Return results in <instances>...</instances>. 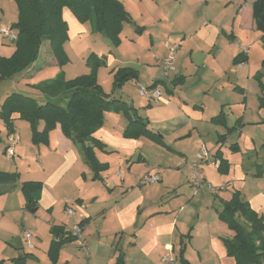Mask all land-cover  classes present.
Wrapping results in <instances>:
<instances>
[{"label":"crops","instance_id":"1","mask_svg":"<svg viewBox=\"0 0 264 264\" xmlns=\"http://www.w3.org/2000/svg\"><path fill=\"white\" fill-rule=\"evenodd\" d=\"M254 1L170 0L171 4L169 8L165 9L167 15H165L164 19L162 12L164 8L162 2L164 1L162 0H120L130 18V22L124 25L128 24L131 26V30L134 33V35L128 36V38L132 37V39L129 38L130 41L137 39V37H140L141 40H147L145 35L148 33V43L150 46H157L158 42L156 39L161 35H165L162 33L165 23L162 22L168 20V22H171V33L175 29L182 33L181 37L175 39L176 41L173 40V43L178 42L175 43L179 45L178 51L181 48V51H188V53L187 55L183 53L181 56L183 58L181 63L183 64L179 70H176V74L173 77L176 79L175 83L177 85L175 92L178 90L176 94L178 97L177 101H171L174 95L170 99L166 98L167 101H165V105L163 106L164 110L159 111L158 114L160 118L155 119L156 122L148 118L146 119L148 124L147 128L150 127L151 132L156 135L161 134L163 137H170L173 145H177L176 149H172L173 154H176V157L173 159V161H176V164L167 167H175L176 170L170 169L165 173H160V166L144 165L145 168L142 170V173L135 176L133 174L134 171L133 173L131 172L133 167L144 163L142 162L144 161L143 157L140 156L141 145L139 140L126 139L123 136L121 137V135H116L109 128L100 129L94 134V137L105 145L106 150V152L95 150V155L99 162L108 164V159L110 161L111 157L116 156L120 158V162L124 168H127V175L125 177L121 175L119 179V188L122 196L116 200H100L99 187L98 191L93 189L85 196H81L80 190L78 189V196L75 198V202L77 203V207L83 205L84 208L81 210L75 208L77 212L75 219L69 218L67 222H65L66 220L61 221L58 215V205H63V212L66 204V201L63 202V199L66 197L70 199L73 196L70 193L67 196H61L58 192H55V189L58 186L59 188L70 187L72 185L75 187L76 181H72L71 179V181L65 180V177L72 168L76 170L75 167H77L76 171L78 172L81 166H85L79 148L75 145L73 146L62 135L60 129H58L59 131L55 129L48 135L46 145H31L32 148L28 143H22L20 138L17 137L19 127L15 125V121L20 119L18 115H14L12 134L18 138V143L14 146L13 156L9 159V157H6V149L8 147L7 137L9 133L0 122V163L2 164L4 162L3 165H0V173L17 175L15 180L0 177V264H16L15 262L21 260L23 257L25 258L26 264H39L40 260L36 247L42 244H45V255L51 263L47 254L50 242L55 240L51 234V229L57 227L59 234L66 235L67 231L72 230L77 223L82 224V234L85 238H90V233L94 234L97 239L104 236H113L111 247L113 243H117L114 245V248H111L110 254L112 259H114V264L119 255L123 256L125 262V255L120 251V246H122L121 241H124V232L133 227H136V229L131 233L132 236L129 239V244L131 249L139 248L140 251H143L145 257L153 256L154 259L160 260L162 256L171 252L177 259L176 250H178L177 252L183 251L184 259L191 264L193 254L190 253L193 251L199 258V262H205L203 260L205 259L207 263L234 264L233 259L227 256L222 242V239L232 237V232L227 226L222 222V226L217 225L212 220V216H208L206 219H200L199 215L192 214V209L188 206V202L192 197L198 195L199 192L195 195L193 194L189 180L192 174L191 164L194 163L195 153L201 145L207 149H209V146L212 147V149H209V152L213 156L212 161L215 164L212 165H215L216 169L221 158L225 159L229 165L228 172L223 175L220 172H214L210 168H207L208 163H200L198 165L205 183L209 184L208 181H212L219 185L220 191L213 194L219 201L221 209L223 202L228 201L235 191H239L234 188V183L246 181L250 178L247 171L243 168V161L234 162L232 160V156L240 152L239 139L242 137L243 125L240 119H238L236 125L229 126L226 112L231 106L234 109L237 105H245L250 92L253 91L256 94L258 92L261 93L259 88H250L251 81L258 79V75L252 74V60H249L250 54L253 52L251 49L255 50L257 48L259 50L258 53H255L259 55L257 62L264 63V36L257 30L252 16V3ZM63 17L68 24L69 36L70 26H73L77 34L86 32L87 28L92 29L91 24H80L67 10L63 11ZM1 20L0 16V23L2 22ZM175 24H178L177 28L174 26ZM169 39L171 38L168 37V39H165L163 44L157 48V51L154 49L152 51L156 67L160 73H162L160 59L166 55L164 42H171ZM239 41L243 43L244 48H249L248 53L244 54L245 52L237 47ZM226 48L228 49L223 54V50ZM237 50L239 52L234 56ZM226 54H228L227 57L229 58L232 55L234 57L232 70L225 74L226 82H230L233 85L231 90L234 92L232 94L234 98L224 93V86L226 84H223L221 88L216 87L218 85L217 81L223 80L224 77L221 78L223 75H220L216 70L209 68L204 63L207 59L214 63L222 55ZM0 56L9 57L8 54H0ZM204 57L205 59L201 62L203 64H201L199 61ZM236 57L239 59V62L243 61L242 66H240L241 64L235 63L234 60ZM229 58L227 62H229ZM175 62L178 61L176 60ZM132 63H126V67L134 69L131 67ZM186 66H192L195 72H189ZM52 68L58 69L53 73L55 75L57 73L59 74L61 72L60 69L63 67L59 68L57 66L48 42L45 41L41 44L37 60L27 70L12 77L11 80L15 83L21 80L29 86L37 84L34 83V78L37 76V73L42 69H49L50 71ZM202 69H204L202 74L206 69H209L213 77L220 76V78L216 82L214 81L213 86L209 88H204V86L199 84V81L194 87L187 86L189 77L198 75ZM136 72L137 78L129 81V83L132 82L135 84L136 90L137 84L144 85L148 88L155 82H160L161 87H165L166 93H172L167 84L156 77L149 76L150 80L148 83L139 82V71L137 70ZM240 74L245 76L243 77V82L239 78ZM242 83L244 85L247 83L246 88L239 85ZM157 89L158 87L154 88V90ZM213 89L215 91L211 93ZM207 93H211V97L213 95L215 97L214 100L212 99V109L205 113L202 104L205 98H207L205 96ZM260 93L259 95L261 96ZM109 97L115 98L114 95H109ZM179 101L183 103V106H181L182 104ZM147 102L145 106L149 107L151 103L148 100ZM172 106L180 112L179 116L167 117V112L172 111ZM221 113L224 122H214L212 119ZM208 116H210V124L207 121ZM140 118L142 119V117ZM196 119L198 121H195ZM40 128H42V124ZM3 132L5 133V140L1 138ZM158 137V141H163L161 136ZM177 137H184L185 139L179 142V140H174ZM185 140L189 141L188 145H185ZM247 140L253 141V138L250 137ZM226 142L229 143L226 144ZM247 147L249 148V146ZM118 149L119 151H117ZM226 149L228 151H225ZM121 150L125 151V154H123V151L120 152ZM186 150L189 152L188 159L193 156L189 161H187ZM218 150L219 154H217ZM107 152L111 153V155H107ZM136 152H138V155L137 158H134ZM215 154L217 155L215 156ZM56 158L58 162H61L58 168L54 166ZM24 161H27L25 170L22 168ZM259 166L261 164L257 165L256 169ZM60 169H62L61 172H59ZM105 173H101L99 177H102ZM147 173L156 174L159 177V182L166 189L164 191L170 193V195L163 199L160 197V200L156 201L155 207L144 208L140 211L144 205V197L136 193L135 188L137 189L140 186L138 183L139 179ZM211 173L215 174L212 175ZM135 180L138 183L136 187H134ZM24 182L41 183V190L38 193L37 211L34 214L25 208L26 201L20 188ZM230 187L234 191L233 189L230 190ZM202 189V193L204 194V189L206 190V188ZM189 191H192L191 196H184ZM104 192L101 191V194H104ZM250 206L253 210L257 211L258 206L252 203ZM221 209L216 210V219H218V213ZM79 211L81 212L78 215ZM184 213H187V215H184ZM155 220H157V224H155ZM41 221H43L42 226H40ZM190 223L194 224L190 226ZM201 223L206 226V240L199 246L195 243L197 235L195 227L196 225H201ZM24 230L32 232L34 245L32 250H27L25 247L22 234ZM42 230L47 232L45 239L40 235ZM177 236L178 238L176 239ZM175 239L177 243L174 242ZM74 243L72 241L63 244L58 254L59 260L63 254V249L66 246H74ZM177 244L178 246L176 248ZM101 249H103L102 246L98 247L96 253ZM58 259L57 261L59 262ZM230 260H232V263H229ZM64 264H69V260H66Z\"/></svg>","mask_w":264,"mask_h":264},{"label":"rangeland","instance_id":"2","mask_svg":"<svg viewBox=\"0 0 264 264\" xmlns=\"http://www.w3.org/2000/svg\"><path fill=\"white\" fill-rule=\"evenodd\" d=\"M127 1V0H126ZM162 5L164 8L162 9L163 16L165 19V15H167L165 9L169 8L170 6V0H162ZM0 16H1V23L0 26L4 27H10L14 22H16L17 19V8L13 0H0ZM162 23H165L164 29L162 31L163 34L160 37H158L157 40V46L155 45L154 47H151L150 44L148 43V33H146V39L147 40H141L140 37H137V39H133V41H130L128 36L129 35H134L133 31L131 30V26L124 25L122 27L121 33L119 35L120 38V43L118 45H113L111 41L107 38V36L101 32H95L90 28L86 29V32L77 34L76 30H74L73 26H70V36L68 35V40L64 43L63 45V50L64 53L66 54L68 58V62L66 65L63 66L60 71L63 73L64 77L67 79H72L77 76L81 75H87L92 72L93 66L91 65L93 62L96 60H99V66L95 68V75L98 84L100 85L101 89L105 94H109L110 96L114 95V99H117L118 101H121L125 103L126 106H128L130 109L131 115H136L138 117H142L144 122L147 123V118L149 120H152L153 122H156L155 119H159L160 116H158L159 111H163L164 108L163 106L165 105L166 98H171L172 102L177 101V91L175 92V88L177 85H174L172 83V79L174 75L176 74V70H179L182 66L183 63V58L181 57L183 53L187 55L188 51L184 52L183 50L181 51V48H179V51L176 52L175 54V60L178 62H175L174 68L175 72L170 75V77H164L162 73H160L156 67V63L154 61V56H153V49L157 51L158 47L163 44V41L165 39H169L173 43L176 41V38L181 37L182 33L177 31V29L174 30L173 33H171L172 27L170 26L171 22H168V20H164ZM176 28L178 24L174 25ZM260 33V32H259ZM261 34V33H260ZM259 34V35H260ZM262 35V34H261ZM132 39V37L130 38ZM174 40V41H173ZM178 43V42H175ZM243 43L239 41L237 43V47L241 50L244 51L246 50V53H248L249 48H244ZM259 45H261L259 43ZM242 46V47H240ZM14 47V42L10 41L7 38H4L0 34V54H10L13 51ZM183 47V46H182ZM258 47V46H257ZM228 48L223 50L226 52ZM253 52L250 54L249 60H252V74L258 75V80H252L250 84V88H259L260 91V85L264 86V64L257 62V59L259 58L258 53L259 50L256 48L255 50L251 49ZM235 52L234 56L238 54ZM228 54L222 55L216 62H211L208 59L206 62H204L206 65L209 66V68H212L213 70H216L221 76L224 77L223 80L217 81L220 76L218 77H213L212 72L209 71V69H206L204 73L202 74V69L198 75H193L189 77L187 81V86L194 87V85L199 84L204 86V88H209L210 86H213L214 81L218 82V85L216 87L221 88V86L226 84L224 86V93L226 95H231L232 98H234L232 94L234 92L231 90L233 85L230 82H226V73H229L230 70L233 68V55L232 57H227ZM229 58V62H227ZM205 59L202 58L200 59V63L203 62ZM128 62H133L131 67L134 68L133 70L136 72L137 70L139 71V82L142 83H148L149 82V76L156 77L157 79H160L164 81L168 88L171 89L172 93H166L165 87H161L160 82H156L158 87V91L161 93L160 95V101L157 104L151 103L150 106H145L147 104V99L144 97L139 96L136 90V86L134 83H129V81L124 82L120 87L115 88L113 86V74L112 72L117 70L118 68L126 67ZM203 64V63H201ZM241 64L240 66H242ZM130 66V65H129ZM237 67V66H236ZM188 68L189 72H195L194 69H192V66H186ZM55 70L58 69H53L49 71V69H42L37 73V76L34 78V83H40V82H45L47 80H50L54 77H56ZM157 70V71H156ZM59 71V72H60ZM137 73V72H136ZM243 77L244 75L240 74V80L243 82ZM251 79V78H250ZM132 81V80H130ZM243 84V85H242ZM239 84L240 86H243L246 88L247 83H242ZM34 85V84H32ZM32 85H27L24 83V81H19L18 83L13 82L11 79L9 80H3L0 81V105L2 104L3 100L11 94L12 92H19L31 97L36 98V100L39 103H42V96L38 94L31 86ZM215 89L211 91L213 93ZM211 93L205 94L207 98H205V101L202 104V108L205 110V113L209 112L212 104V99L214 100L215 95L211 97ZM258 94L254 93L253 91L250 92L249 98L246 102L245 105H237L234 109L231 108L227 109V119H228V124L229 126H234L236 125V121L240 119V122L243 125V131H242V137L239 139V147H240V152L234 156H232V160L234 162H239L243 161V168L245 171H247L248 175L250 178H248L246 181H240L234 183V188L236 190H239V195L243 201H246L249 206L250 204H255L257 207V213L259 216L263 217L264 219V108L259 107V100H258ZM261 94V93H260ZM211 99V101H209ZM61 106H63L66 103V98H62L61 100L57 101ZM181 106H183V103L179 101ZM194 108V106H193ZM180 112L175 109L172 106V111L167 112V117H175L179 116ZM14 116V115H13ZM12 116V118H13ZM226 117V115H225ZM210 116H208L207 121L209 122ZM126 115L124 114L123 110H117V111H110L106 112L104 115L103 119V124L100 129H105L109 128V130L113 131L116 135H122V131L125 130V125H126ZM195 121H198L197 119ZM2 123V121L0 120ZM3 124V123H2ZM12 124L14 126V121L12 120ZM4 125V124H3ZM15 125H18L19 127V132L17 137L20 138L22 143H28L30 147L31 145L37 146V145H42V144H34L31 141V135H30V128L29 124L24 121V120H16ZM148 126V124H147ZM192 126V125H191ZM125 127V128H124ZM150 128V127H149ZM148 128V130H150ZM59 131L58 125H56L52 130L48 132V135L54 131V130ZM99 129V130H100ZM98 131V130H97ZM152 131V130H150ZM158 134V132L156 131ZM157 136H161L163 138V141H158L157 139L153 140L148 138L147 136H140L138 139H133V140H139V143L141 145V150H140V156L143 157L144 162L143 164L141 163L139 166H134L132 169V173L134 171V175L136 176L137 174L142 173V170H144L146 165H152L154 167L160 166V173H165L166 171H169L170 169L176 170L175 167L173 168H167L169 165L176 164V161H173V159L176 157V154H173L172 149H176L177 145H173L172 141L170 140V137H163V135L158 134ZM253 138V141L247 140V138ZM1 138L3 140L6 139L5 133L1 134ZM66 138V137H65ZM69 140L72 145L74 146L73 142ZM185 139L184 137H177L174 140H179L182 141ZM171 141V142H170ZM31 142V143H30ZM185 145L189 144L188 140L184 141ZM229 143V142H228ZM226 142V144H228ZM251 143V145H250ZM166 144V145H165ZM160 145V146H158ZM191 145V143H190ZM249 146V148L247 147ZM190 147V146H188ZM208 147V145H207ZM33 148V147H32ZM209 149L212 147H208ZM208 149V150H209ZM119 151V149L117 150ZM121 150L120 152H122ZM225 151H228L227 149ZM102 152V151H101ZM125 151H123V154ZM233 153V152H231ZM111 153L107 152V155ZM138 152L134 154V158H137ZM189 152L186 150V157L187 161L192 159V157H189ZM7 157V155H6ZM213 157V156H212ZM11 158V157H10ZM9 158V159H10ZM182 159V158H181ZM213 159V158H212ZM112 160V162H110ZM110 161L108 159V164H107V170L105 171L106 173L101 177H98L96 179H93V174L89 170V168L85 166H81V169L77 172V167H75L76 170H73V166L67 171V175L65 177V180H75L76 185L75 187L68 186L65 188H59V186L55 189V192H58L61 196H67L69 193L73 196V198L68 199L66 197L63 199L66 204L71 205L73 208H77V203L75 202V198L78 196V189L80 190V195L85 196L87 195L91 190L95 189L98 191V187L100 188V193H99V199L108 201V200H116L117 198H120L122 196L120 192V178L121 175L125 177L127 168H124V166L121 164L120 158L114 156L110 158ZM182 161V160H181ZM26 162L24 161L23 163V169H26ZM196 162V159L194 160V163ZM181 163V162H180ZM0 163V165H3ZM258 169H256L257 165H260ZM61 165V162H58L56 158V162L54 166L58 168ZM145 165V166H144ZM208 167L212 171H216L219 173V171L216 169L215 165H212L210 163L207 164ZM181 169V168H179ZM62 169L59 170L61 172ZM260 171V172H259ZM83 173V174H82ZM103 173V172H102ZM82 174V175H81ZM214 175L215 173H211ZM120 175V177H119ZM223 175V174H222ZM64 180V181H65ZM70 180V181H71ZM103 180V181H102ZM140 181V179H139ZM63 182V181H62ZM139 183V182H138ZM137 180H135L134 187L137 186ZM208 183L213 187L219 189V185L217 183H214L212 181H208ZM71 184V183H70ZM185 186V185H184ZM191 188V187H190ZM232 190L233 188H229ZM165 188H163L162 183H157L154 185L150 186H139L137 189L135 188V192L140 194L141 196L144 197V205L141 207L140 211L144 208H153L156 205V201H159L160 197L166 198L170 195V193H167ZM101 191H105L104 194H101ZM220 191V190H218ZM216 191V192H218ZM234 191V189H233ZM111 192V193H110ZM191 192L189 191L188 193H185L184 196H191ZM198 195L195 197H192L191 200L188 202V206L192 209V214H197V216H200V219L207 218L208 216H212V220L217 223V225L222 226L221 222L216 219V210L221 209V205L217 198L214 196L213 193H209L204 189V194L203 189H200L198 191ZM215 192V193H216ZM132 200V199H131ZM262 200V201H261ZM251 202V203H250ZM62 206L63 205H58V215L60 217L61 221L66 220L65 222L69 221V218H66V216L62 212ZM251 207V206H250ZM57 210V209H56ZM81 211L78 212V215ZM184 215H187V213H184ZM196 216V215H195ZM71 220V219H70ZM155 224H157V220L154 221ZM43 221H41L40 226H42ZM142 224V223H141ZM194 223H190V226ZM203 227H202V226ZM201 225H196V244L199 246L203 244L206 240V226H204L203 223ZM150 227V225H148ZM153 227V225H151ZM136 229V227H133L131 229H128L127 231L124 232V241H121L120 246V251H122L125 255V264H159V260L154 259L153 256L151 257H145L143 251H140L138 249H131V246L129 244V239L131 238V233L132 231ZM83 232V231H82ZM186 232V231H185ZM91 237L90 238H85L84 235L82 234L83 242L85 247L81 248L77 242H75L73 245L74 246H66L65 249H63V254L60 257L59 262L57 261L56 264H64L65 261L69 260V264H114V259L110 256L111 254V248H114V245L117 243H113L112 245V239L113 236L111 237H97L95 238L94 234L90 233ZM141 234V233H140ZM220 234V231H219ZM40 235L44 237V239L47 237V232L45 230H42ZM178 236L176 237V239ZM175 239V243H177ZM45 242V241H44ZM102 246L103 249L99 250L98 253H96V250H98V247ZM178 244L176 245L177 248ZM38 250V255H39V264H52L48 261L46 258L45 252V244L40 245L36 247ZM124 248V249H122ZM177 259H176V264H181L179 261V253L177 252ZM36 252V251H35ZM191 252V251H190ZM166 253V252H164ZM193 254L192 257V262L191 264H217V263H207L205 259H203L205 262H199V258L195 253H190ZM195 254V257H194ZM124 259V258H123ZM230 259V258H229ZM232 260L229 261V263Z\"/></svg>","mask_w":264,"mask_h":264},{"label":"trees","instance_id":"3","mask_svg":"<svg viewBox=\"0 0 264 264\" xmlns=\"http://www.w3.org/2000/svg\"><path fill=\"white\" fill-rule=\"evenodd\" d=\"M13 1L17 8V19L9 29L16 33L17 38L11 56H0V81L9 80L27 70L37 60L41 44L45 41L48 42L57 66L61 68L67 64L68 58L63 50V45L68 40V24L63 17L64 10L69 11L80 24H91L93 31L105 34L115 46L120 43L119 35L123 24L130 22L120 0ZM252 16L257 30L264 36V0H255L252 3ZM234 61L236 64H243L237 57ZM99 62L96 60L91 64L93 69L90 74L66 79L60 72L50 80L32 85L31 87L42 96V103L34 97L12 92L0 105V120L7 132L12 134V116L18 115L19 119L29 124L31 141L34 144L46 145L48 132L58 125L62 135L79 148L83 162L92 172L93 179L98 178L108 167L106 163L99 162L95 155V150H106L105 145L94 137L102 127L106 112L120 109L124 111L127 119L126 128L122 133L124 138L138 139L140 136H147L159 140L155 133L148 130L144 120L131 115V108L103 92L95 75ZM112 74L115 88L137 78L136 72L127 67L118 68ZM175 80L173 78L172 83H175ZM156 85L155 82L148 88L154 89ZM260 88L259 107L264 108V86L260 85ZM64 97L66 103L61 106L57 101ZM212 120L223 123L222 113ZM228 167V162L221 158L217 168L219 172L226 174ZM0 177L15 180L17 175L0 173ZM20 188L26 201V210L34 214L37 211L41 183L24 182ZM218 219L232 232V237L222 239V242L227 256L233 259L234 264H264V219L241 199L238 191H235L228 201L223 202ZM80 226L82 227L81 223ZM51 234L55 240L50 242L47 254L51 263L56 264L63 244L75 242V239L68 231L66 235L59 234L57 227L51 229ZM179 261L181 264H189L183 257V251L179 253ZM15 263L26 264V261L23 257ZM115 264H125L122 255L116 258Z\"/></svg>","mask_w":264,"mask_h":264},{"label":"built area","instance_id":"4","mask_svg":"<svg viewBox=\"0 0 264 264\" xmlns=\"http://www.w3.org/2000/svg\"><path fill=\"white\" fill-rule=\"evenodd\" d=\"M0 34L4 37L9 39L10 41L14 42L17 38L16 33L10 31L9 28L0 26ZM178 44H171L169 41L164 42V47L166 49V55L160 59V68L161 72L164 77H170L175 72L174 64H175V54L178 51ZM243 52H246L244 50ZM137 93L139 96L146 98L150 103L157 104L160 101V93L157 90L149 89L144 85L137 84ZM8 140V147L6 149L7 157L13 156V148L18 143V138L14 134H9L7 137ZM196 162L191 164L192 174L190 177V184L193 189V194L195 195L198 190L202 188H206V190L210 193H215L216 191L220 190L217 188H213L210 184L205 183L204 177L199 171L198 165L200 163H210L215 164L212 161L211 154L209 150L201 145L197 152L195 153ZM120 177V175H119ZM159 182V177L156 174H145L139 181V185L141 186H150L154 185ZM83 205H79L76 209H83ZM76 209L73 208L71 205L65 204L63 209V214L68 218L75 219L77 217ZM83 228L80 226V223H77L75 227L68 231L70 236L75 239V242L79 244L81 248H84L83 236H82ZM23 238L25 242V247L27 250H32L34 248L33 245V235L32 232L29 230L23 231ZM159 264H176V259L172 256L171 252L162 256L159 260Z\"/></svg>","mask_w":264,"mask_h":264}]
</instances>
